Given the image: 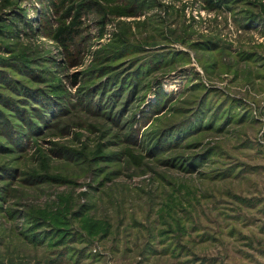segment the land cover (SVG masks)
<instances>
[{
  "label": "rangeland",
  "instance_id": "1",
  "mask_svg": "<svg viewBox=\"0 0 264 264\" xmlns=\"http://www.w3.org/2000/svg\"><path fill=\"white\" fill-rule=\"evenodd\" d=\"M0 264H264V0H0Z\"/></svg>",
  "mask_w": 264,
  "mask_h": 264
},
{
  "label": "trees",
  "instance_id": "2",
  "mask_svg": "<svg viewBox=\"0 0 264 264\" xmlns=\"http://www.w3.org/2000/svg\"><path fill=\"white\" fill-rule=\"evenodd\" d=\"M76 26H77L76 22H74L72 19L69 25L60 27L55 35L56 41L62 45L68 46L72 42L73 35L76 32L75 31Z\"/></svg>",
  "mask_w": 264,
  "mask_h": 264
}]
</instances>
